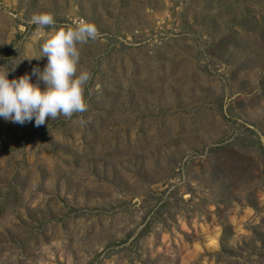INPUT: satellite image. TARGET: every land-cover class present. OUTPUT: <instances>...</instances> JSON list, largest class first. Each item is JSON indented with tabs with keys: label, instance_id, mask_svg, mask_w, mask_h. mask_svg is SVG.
<instances>
[{
	"label": "rangeland",
	"instance_id": "1",
	"mask_svg": "<svg viewBox=\"0 0 264 264\" xmlns=\"http://www.w3.org/2000/svg\"><path fill=\"white\" fill-rule=\"evenodd\" d=\"M42 13L97 28L87 110L0 118V264H264V0H0L9 80Z\"/></svg>",
	"mask_w": 264,
	"mask_h": 264
},
{
	"label": "clouds",
	"instance_id": "2",
	"mask_svg": "<svg viewBox=\"0 0 264 264\" xmlns=\"http://www.w3.org/2000/svg\"><path fill=\"white\" fill-rule=\"evenodd\" d=\"M31 23L37 26V35L44 42L40 47L41 55L28 60L47 58L43 70L34 67L31 76L43 82L44 89L41 90L38 83L30 82L31 76L28 73L8 79L9 72L14 71L23 60L11 69L0 67V118L21 126L34 120V126L39 127L45 125L46 119L54 120L61 115L70 118L74 113L87 110L84 86L91 74L82 71L77 75L80 62L77 46L89 40L94 41L98 31L94 24L80 20L74 27L45 33V27L55 24L50 13L33 15Z\"/></svg>",
	"mask_w": 264,
	"mask_h": 264
}]
</instances>
